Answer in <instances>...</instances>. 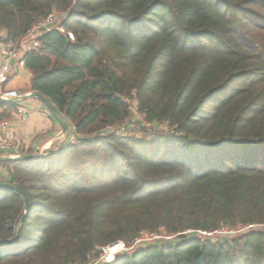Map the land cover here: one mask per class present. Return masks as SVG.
Segmentation results:
<instances>
[{"label": "trees", "instance_id": "obj_1", "mask_svg": "<svg viewBox=\"0 0 264 264\" xmlns=\"http://www.w3.org/2000/svg\"><path fill=\"white\" fill-rule=\"evenodd\" d=\"M53 11L74 40L47 31L23 62L77 142L0 160V264H86L145 234L173 238L99 264H264V0H0V45ZM130 100L169 133L106 132Z\"/></svg>", "mask_w": 264, "mask_h": 264}, {"label": "built area", "instance_id": "obj_2", "mask_svg": "<svg viewBox=\"0 0 264 264\" xmlns=\"http://www.w3.org/2000/svg\"><path fill=\"white\" fill-rule=\"evenodd\" d=\"M65 14L51 12L47 14L41 20L34 22L31 27L26 31V33L17 39L15 42L3 43L0 45V96H16L8 95L5 91V85L9 80V77L14 73L13 63L16 60L23 62V55L28 50H37L39 48V37L45 32L50 30H57L60 33L66 35L70 40H74V36L71 31L67 30L63 21L65 19ZM15 115L19 121H24L26 118V110L18 106ZM8 127V121L0 122V152L6 154L10 149L17 148L20 146L14 143L12 139L6 134ZM113 127H108L107 130ZM73 130V127H72ZM77 142V137L72 133L66 140V143L73 144ZM191 232V231H188ZM202 235H212L213 233H206L198 231ZM216 234L228 233L227 229H222L220 231L214 232ZM151 234V237H145L144 235L133 239L131 242L126 243L122 240H116L107 245L101 247L99 254L96 259L86 263V264H99V263H111L117 259V257L123 253H128L135 250L138 246L144 243H148L153 239H171L173 236H160Z\"/></svg>", "mask_w": 264, "mask_h": 264}, {"label": "crops", "instance_id": "obj_3", "mask_svg": "<svg viewBox=\"0 0 264 264\" xmlns=\"http://www.w3.org/2000/svg\"><path fill=\"white\" fill-rule=\"evenodd\" d=\"M13 68L14 73L5 85L7 94L24 95L31 92V72L19 60L14 61ZM19 106L26 110V118L24 121H19L13 112L8 120L6 134L20 148L10 149L6 154L0 152V155L14 157L25 154L21 153V150H30L31 154L35 155L49 153L50 150L54 149L55 151L59 145L62 146L66 143L67 138L72 134L68 124L67 134L61 135L60 125L39 99L26 98L20 101ZM7 174L6 168L0 166V179H5Z\"/></svg>", "mask_w": 264, "mask_h": 264}, {"label": "rangeland", "instance_id": "obj_4", "mask_svg": "<svg viewBox=\"0 0 264 264\" xmlns=\"http://www.w3.org/2000/svg\"><path fill=\"white\" fill-rule=\"evenodd\" d=\"M129 105H130V109H131V115L127 118V120L124 121V123L122 125H119L117 127H113L112 129H109L106 132H111L114 133L116 135L119 136H123V137H130V138H137V137H147V139H149V137H151L153 134H167L169 133V128L167 127L166 123H161V124H156L154 126V128L152 127V125L145 123L142 118L141 115L139 113L136 112L135 110V106H136V102L135 100H130L129 101ZM260 226L257 225H249L246 226L244 228H241L237 231H228V233H222L220 234L221 237H231L233 235H235L236 233H240L244 230H249V229H257ZM226 229V228H223ZM146 238L147 237H151V234H145L144 235ZM155 236V234L153 235ZM157 239H153L151 241L148 242H152V241H156ZM166 242L172 241L170 239H165Z\"/></svg>", "mask_w": 264, "mask_h": 264}, {"label": "water", "instance_id": "obj_5", "mask_svg": "<svg viewBox=\"0 0 264 264\" xmlns=\"http://www.w3.org/2000/svg\"><path fill=\"white\" fill-rule=\"evenodd\" d=\"M32 97L39 99L44 104V106L50 111L51 115L54 117V119L58 122V124L61 127V131H60L61 135L65 136L68 132V122L66 121L64 116L52 105V103L46 97H44L42 94H40L39 92L31 91V92L24 94V95L7 96V97H1L0 96V102H18L21 100H25L26 98H32ZM61 147L62 146L59 145L57 150L61 149ZM49 154L50 153H42V154L35 155V154H26L25 153V154L16 155L14 157H6L3 155H0V160H8V159L29 160V159H37L39 157H46ZM0 187L17 190V188L12 186L10 183L4 182L1 180H0ZM19 192L24 196V199H25L24 212H23V214L20 218V221H19V224H21L26 213L29 210V204L27 202V198L24 195V193L22 191H19ZM17 238H18V233L16 234L14 240H16ZM222 240L226 241L227 237H222ZM0 244L5 245L6 243H0Z\"/></svg>", "mask_w": 264, "mask_h": 264}]
</instances>
